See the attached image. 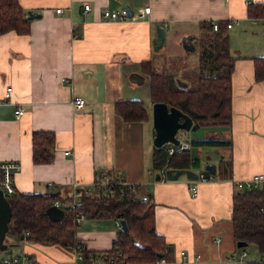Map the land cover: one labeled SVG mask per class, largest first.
Masks as SVG:
<instances>
[{
    "label": "crops",
    "instance_id": "0c3cea01",
    "mask_svg": "<svg viewBox=\"0 0 264 264\" xmlns=\"http://www.w3.org/2000/svg\"><path fill=\"white\" fill-rule=\"evenodd\" d=\"M260 1L264 0H19L26 13L41 15L30 19L26 34H0V160L19 163L16 191L56 192L63 199L71 194V182L88 185L97 170L119 171L140 183L139 196L153 201L155 230L170 251L161 264H244L238 260L242 250L246 261L264 259L254 243L236 248L230 220L238 190L234 181L264 173V80L255 81L252 60L264 56V17L247 15L248 5ZM85 2L90 4L88 11H83ZM144 6L149 12L143 17L102 18L106 7H125L134 14ZM231 18L238 23L226 28ZM213 20L228 33L229 52L235 57L231 120L192 127L199 130L190 137L230 139L231 144L192 149L199 168L203 154L216 157L210 162L216 171L214 180L197 182V193L191 195L185 174L157 180L152 171L153 101L141 62L151 59L155 68L158 61L153 57L158 55L165 63L181 59L184 65L188 54L173 43L181 45L186 34L199 36L203 23ZM156 24L165 28L166 44L158 49ZM7 86L12 87L10 101L3 102ZM74 95L85 98L81 108L71 105ZM131 98L143 101L146 120L124 121L115 112L117 100ZM18 105L24 112L16 118ZM38 130L54 133L53 157L47 163L32 161L31 136ZM221 161L229 165L222 178L217 176ZM259 188L264 189V182ZM89 217L76 227V236L89 249L110 248L118 230L115 219L106 217L113 225L105 218ZM28 250L42 262H55Z\"/></svg>",
    "mask_w": 264,
    "mask_h": 264
},
{
    "label": "trees",
    "instance_id": "16d2710c",
    "mask_svg": "<svg viewBox=\"0 0 264 264\" xmlns=\"http://www.w3.org/2000/svg\"><path fill=\"white\" fill-rule=\"evenodd\" d=\"M249 17H264V1L252 2L247 7ZM30 19L19 0H0V34L29 32ZM225 26V24H224ZM226 27V26H225ZM203 31L197 37L199 42V63L193 71H183L181 75L168 71H157L151 59L141 62L142 71L149 76L150 98L173 105L190 116L193 127L209 124H228L231 120L232 82L231 74L235 57L229 53L228 33L219 22L217 30L204 22ZM253 77L264 80V56H254ZM115 112L124 121H142L148 118L143 101L137 98L120 99L114 104ZM185 130H179L183 133ZM188 149H179L168 154L165 144L153 146L152 171L163 168H199V160L192 155L195 147L230 145V139L204 137L186 139ZM32 161L47 163L52 160L54 133L33 131L31 136ZM228 162L221 161L218 177L225 176ZM205 172H208L204 170ZM215 176V175H214ZM59 195V194H58ZM53 192H19L7 195L10 221L5 235L21 240V234L29 243L58 244L66 247L76 236L72 224L71 209L65 208L59 220L47 214L51 200L60 198ZM82 208L91 217L125 220L127 229H118L112 245L108 249L113 254L120 252V258L132 262H151L163 255L168 259L169 250L164 237L155 230L154 204L151 198L142 199L134 192L115 196L83 197ZM230 220L235 242L238 240L254 243L264 255V189L237 190L232 197ZM7 244L3 239V244ZM244 249V247H236ZM93 250V249H91ZM94 251V250H93ZM244 264H264V259L249 260Z\"/></svg>",
    "mask_w": 264,
    "mask_h": 264
},
{
    "label": "built area",
    "instance_id": "2783aa9c",
    "mask_svg": "<svg viewBox=\"0 0 264 264\" xmlns=\"http://www.w3.org/2000/svg\"><path fill=\"white\" fill-rule=\"evenodd\" d=\"M90 9V4L85 2L83 4V11H88ZM56 12H62V8H55ZM149 12V6H144L139 8L136 13H131L128 8L122 7L121 9H110L104 8L102 10V18L104 20H125L128 18L143 17ZM238 23L237 18H231L225 23L226 28H230L233 24ZM213 30H217L219 27V22L213 20L210 22ZM12 87L7 86L5 89L3 102L10 101ZM71 105L75 108H81L85 104V98L80 95H74L70 101ZM24 112V108L20 105L16 106L14 109V115L16 118L21 117ZM165 147L168 154L179 150L188 149L190 147L189 141L186 139L179 138L177 144L166 143ZM64 153H69L65 151ZM20 165L16 160H0V189L5 196L11 195L16 191L14 184V175L19 169ZM166 168L161 169L159 172L161 176H165ZM214 174L205 172L204 170L197 171V178L190 179V184L188 186L191 195L197 193V182L214 180ZM264 182V173H255L251 176L236 179L234 185L238 190H250L253 188H258L261 183ZM48 185H52V182H48ZM140 188V183L135 181H129L125 179L123 174L119 171L111 170H97L93 174L92 180L88 185H81L80 182H71V194L63 199L53 198L51 200V205L61 207L63 211L65 208H70L72 213L70 220L72 224L78 226L87 216V212L82 208L83 197H93V196H115L116 194H123L126 192H134L138 195V190ZM142 199L149 198L147 195H142ZM115 224L117 229H121L120 218L115 219ZM27 231L21 234V240L25 243L27 241L26 236ZM219 238L217 239V241ZM65 250L68 253V260L66 261H55V262H42L35 257L26 247L24 246L21 252L12 254L0 259V264H161L166 263L167 259L165 256L160 255L156 257L151 262H132L126 259L120 258L118 251L117 254H113L106 250H91L79 239H75L73 242L67 244ZM184 251H180L182 256ZM246 251L242 250L239 254L238 260L244 262V257Z\"/></svg>",
    "mask_w": 264,
    "mask_h": 264
},
{
    "label": "water",
    "instance_id": "95a60500",
    "mask_svg": "<svg viewBox=\"0 0 264 264\" xmlns=\"http://www.w3.org/2000/svg\"><path fill=\"white\" fill-rule=\"evenodd\" d=\"M41 14L38 12H32L27 10V17L29 19L33 17H39ZM155 34L158 43L154 45L155 49L162 46L165 38V28L159 24L155 25ZM198 36L192 34H186L181 38V45L185 51H192L196 48L194 40ZM140 77H142L140 75ZM151 121L153 127V146H162L166 143L177 144L179 142L178 131L185 130L188 131L193 127V122L190 116L185 114L179 108L170 105L168 106L165 102L155 101L152 103L151 107ZM206 158H209L207 156ZM204 170L211 174H215L216 165L214 163L207 162L203 166ZM181 174L189 179H196L197 172L192 168L184 169H171L167 168L165 170V178L167 179H177ZM155 178L158 180L161 178V173L157 172ZM56 195V192H53ZM47 214L53 220H59L63 217L64 211L61 207L50 205L47 209ZM10 221V208L6 196L0 189V248L5 249L7 244H3V239L5 237V232L7 225ZM120 223L122 229H127V225L124 219L120 218ZM247 245L246 241L238 240L236 242L237 247H244Z\"/></svg>",
    "mask_w": 264,
    "mask_h": 264
},
{
    "label": "rangeland",
    "instance_id": "374dc122",
    "mask_svg": "<svg viewBox=\"0 0 264 264\" xmlns=\"http://www.w3.org/2000/svg\"><path fill=\"white\" fill-rule=\"evenodd\" d=\"M166 44V41L164 42V46ZM194 44L196 45V48L192 51H182L185 52L186 54H188V62L185 63L183 65V61L181 59H179L178 61L174 60V63L172 62V59L168 60L170 62H164L161 61V58L158 55H155V57H153L154 62L158 61L155 65V70L157 71H168V72H173L174 74L177 75H181L183 71L187 70V69H191V71L195 70L198 66L199 63V47H198V40L195 39L194 40ZM182 45H180V43H173V47L175 49H179L180 52V47ZM184 50V49H183ZM230 53V52H229ZM183 56V55H182ZM176 58V57H174ZM167 64H170L169 66ZM149 77V76H148ZM199 129L196 130H188V131H184L183 133L178 134L179 138H187V139H192L190 136L195 135L198 132ZM203 130V129H201ZM209 148V147H207ZM211 148V147H210ZM210 150V153H213ZM207 155L203 154L202 158H201V166L203 167L205 163L207 162H211L213 160V158L216 157H212V158H206ZM201 168H196L199 169L200 171L202 170ZM89 216V215H88ZM91 218V217H89ZM106 221L111 222L114 225V222L111 218H105ZM78 227V226H77ZM4 240H6L7 243V247L5 249H1L0 248V259L7 257V256H11L12 254L21 252V250L23 249V247L25 246L26 249H28V247H31L32 249H35L36 251V256L39 257V255H45L47 257H51L53 259H55V261H66L68 260V253L65 250V247H60V245H53V244H39V243H25L23 240H19L17 241L16 239L9 237L7 235H5ZM248 247V246H246Z\"/></svg>",
    "mask_w": 264,
    "mask_h": 264
}]
</instances>
